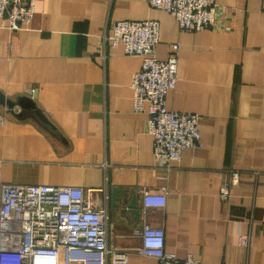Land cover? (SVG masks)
<instances>
[{
  "label": "crops",
  "instance_id": "0c3cea01",
  "mask_svg": "<svg viewBox=\"0 0 264 264\" xmlns=\"http://www.w3.org/2000/svg\"><path fill=\"white\" fill-rule=\"evenodd\" d=\"M217 3L218 28L201 32H182L147 0H40L29 27L14 32L0 18V92L31 95L58 133L0 106V184L90 191L94 204L108 205L110 245L131 253L127 264H158L139 253L145 222L164 228L167 250L180 259L264 264V0ZM119 20H158L162 60L180 45L167 106L199 115L201 145L170 170L155 160L148 115L133 110L142 57L122 46L104 51L102 34ZM232 170L240 177L224 201ZM162 187L166 207L144 211L143 192ZM114 188L139 194L138 219L109 205Z\"/></svg>",
  "mask_w": 264,
  "mask_h": 264
},
{
  "label": "built area",
  "instance_id": "2783aa9c",
  "mask_svg": "<svg viewBox=\"0 0 264 264\" xmlns=\"http://www.w3.org/2000/svg\"><path fill=\"white\" fill-rule=\"evenodd\" d=\"M40 0H0V18L10 31L27 29ZM170 13L182 32L218 28L217 0H147ZM104 51L122 46L128 56L142 57L134 74L133 110L148 115L154 156L160 168L170 170L183 151L201 145L199 115L169 109L168 94L178 83L180 45L174 43L167 59L158 57V20L110 22L102 34ZM106 56H104L105 58ZM240 172L232 170L220 189L224 201L232 197ZM91 192L75 186L0 184V264H127L131 253L110 245L108 205H96ZM107 201V197H106ZM167 187L143 192V210L164 209ZM142 239L141 256L158 264H203L196 255L180 259L166 248L164 228L145 222L136 233Z\"/></svg>",
  "mask_w": 264,
  "mask_h": 264
},
{
  "label": "water",
  "instance_id": "95a60500",
  "mask_svg": "<svg viewBox=\"0 0 264 264\" xmlns=\"http://www.w3.org/2000/svg\"><path fill=\"white\" fill-rule=\"evenodd\" d=\"M0 106H4L8 111L14 114L17 119H33L36 123L45 128L53 135H58L57 128L37 105L35 99L31 95L19 96L16 99H8L0 92ZM20 107L21 111L15 113L14 109ZM109 205L114 208H119L122 215L131 216L134 219L140 217V208L138 205L140 196L136 193H131L128 189L114 188L108 191ZM121 205H118V203Z\"/></svg>",
  "mask_w": 264,
  "mask_h": 264
}]
</instances>
